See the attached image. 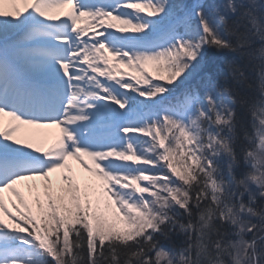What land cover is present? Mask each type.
<instances>
[{
  "label": "snow or ice",
  "instance_id": "1",
  "mask_svg": "<svg viewBox=\"0 0 264 264\" xmlns=\"http://www.w3.org/2000/svg\"><path fill=\"white\" fill-rule=\"evenodd\" d=\"M0 264H264V0H0Z\"/></svg>",
  "mask_w": 264,
  "mask_h": 264
}]
</instances>
